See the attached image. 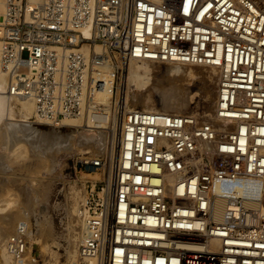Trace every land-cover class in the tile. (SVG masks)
I'll return each mask as SVG.
<instances>
[{
  "label": "built area",
  "instance_id": "2783aa9c",
  "mask_svg": "<svg viewBox=\"0 0 264 264\" xmlns=\"http://www.w3.org/2000/svg\"><path fill=\"white\" fill-rule=\"evenodd\" d=\"M134 61L211 68L213 106L129 107ZM0 69L51 126L96 128L115 97L70 264H264V0H0ZM5 244L29 263L25 221Z\"/></svg>",
  "mask_w": 264,
  "mask_h": 264
},
{
  "label": "rangeland",
  "instance_id": "374dc122",
  "mask_svg": "<svg viewBox=\"0 0 264 264\" xmlns=\"http://www.w3.org/2000/svg\"><path fill=\"white\" fill-rule=\"evenodd\" d=\"M152 65L160 89L157 92L146 87L133 90L134 86H130L132 68L127 75L129 84H125L126 77L120 88L124 100L128 98L129 107L147 108V104L134 100L137 92L146 90L147 94L150 91L156 94L171 89V95L180 105L167 111L191 113L211 109L216 89L214 70L184 66L192 70V76L171 75L167 68L172 64ZM115 103L114 97V122ZM148 106L162 109L161 105L152 103ZM16 110L17 118L12 121L19 126L10 130L0 127V254L8 253L6 240L18 223L25 221L28 224V264H70L77 256L81 239L82 221L77 208L81 210L92 192L100 189L103 180V171L91 161L109 159L115 135L113 120L109 128L93 127L96 135H85L83 128L47 125L36 120L34 114L28 122H22L19 104ZM98 140L104 148L94 146ZM0 257V264H5L2 255ZM10 261L15 264L9 254Z\"/></svg>",
  "mask_w": 264,
  "mask_h": 264
},
{
  "label": "bare ground",
  "instance_id": "6f19581e",
  "mask_svg": "<svg viewBox=\"0 0 264 264\" xmlns=\"http://www.w3.org/2000/svg\"><path fill=\"white\" fill-rule=\"evenodd\" d=\"M31 1L35 3V2H39L40 0H31ZM152 1L161 2L162 0H152ZM132 68H133V72H132V75H130V77L132 76L130 78L131 79L130 86H132V88L134 86L133 90H135V89L141 90L142 88L146 87L145 88L146 90H152L153 89L154 92H157V90L160 89L161 85L159 86V84H158L159 80L157 79L158 77L156 76L157 73L154 74L155 71H154V66L152 65V63L147 62V61H134V62H132L130 65V68H129L128 76H129V74H131L130 71H132L131 70ZM167 71L170 72L171 75H181V74H184L187 76L193 75L192 70H189L188 68L186 69L184 67V65L172 64L167 68ZM128 76H127V79L125 81V84L126 83L129 84ZM163 82H164V80H163ZM196 83H198V82H196ZM6 88H7V78H6V75L0 69V127L3 130H5V129L10 130V128H14V127L19 126V125H16L15 123H13L15 118H17V117H15L18 113L16 110L17 104L20 105V112H21L20 114H21V118H23L22 122L23 121H25V122L29 121L30 116L35 113V105H34V102H32L31 100H28L26 98H15V97L10 96L7 93ZM145 91L144 92H142V91L137 92L136 94H134L133 98H134V100H136L140 103L147 104L146 105L147 108H145L146 110H156V109H154V107L149 108V106H148L149 103H152L154 105H161L162 110H169L167 108H173V107H177L178 105H180V102H178L177 100H174L173 95H171L173 93L171 91V89L169 91L166 89H163V90H161V92L156 93V94L153 91H150L147 94ZM209 92H210V90H209ZM100 99L104 103H106L107 106L104 108V111L97 114L95 116V118H92L93 125L96 128H109V126L113 120V124H114L113 126H115L114 114H113L114 110L112 111L113 105H112V100H111L110 94L105 93L100 97ZM125 102H128V98H126ZM80 122L81 121H79V120H68V121H66V124L77 126L80 124ZM83 131H86V133H83L85 135H96L94 133V129H92V130L91 129H84ZM90 131H92V132H90ZM94 144H93L94 146H97L99 148L103 146V143H101L100 140L95 141ZM112 147L113 146H111L110 156L112 155V150H113ZM103 148H104V146H103ZM7 204H8V206H10L11 202H7ZM77 212L79 214V212H80L79 207L77 208ZM77 239H79V237ZM80 241H81V239H80ZM0 255H2L5 264H9V263L11 264V261L9 262V254L8 253L3 252ZM0 259H1V257H0ZM88 264H99V263L97 262V260L90 259V260H88Z\"/></svg>",
  "mask_w": 264,
  "mask_h": 264
}]
</instances>
